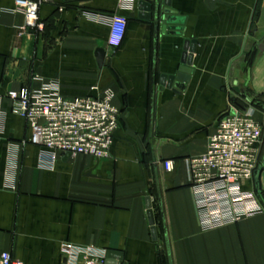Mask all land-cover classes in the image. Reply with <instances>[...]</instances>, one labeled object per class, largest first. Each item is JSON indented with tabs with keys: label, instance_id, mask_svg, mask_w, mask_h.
Instances as JSON below:
<instances>
[{
	"label": "crops",
	"instance_id": "crops-1",
	"mask_svg": "<svg viewBox=\"0 0 264 264\" xmlns=\"http://www.w3.org/2000/svg\"><path fill=\"white\" fill-rule=\"evenodd\" d=\"M139 1L46 0L31 27L12 0H0V252L23 264H65V247L117 252L121 264H264V212L202 231L183 163L204 153L237 96L264 92V0H170L171 15L163 0L157 11L145 0L149 19ZM113 14L127 20L116 49L107 45ZM168 16L181 21L179 35L163 30ZM185 42H194L190 80L167 89L159 78L177 74ZM35 77L66 97L113 90L120 120L109 158L52 159L28 144L4 96L36 87ZM165 160L174 161L170 173ZM258 160L264 194L262 145Z\"/></svg>",
	"mask_w": 264,
	"mask_h": 264
},
{
	"label": "built area",
	"instance_id": "built-area-1",
	"mask_svg": "<svg viewBox=\"0 0 264 264\" xmlns=\"http://www.w3.org/2000/svg\"><path fill=\"white\" fill-rule=\"evenodd\" d=\"M12 1L13 11L24 15L26 26H37L40 6L46 0ZM108 25L107 45L116 49L124 39L127 20L113 14ZM34 80L39 82L36 87L10 90L4 96L8 109L26 123L28 144L39 147L52 159L66 154L109 158L120 120L113 90L93 87V95L66 97L57 82H44L38 77ZM255 110L238 104L223 114L208 137L204 153L183 160L202 231L233 225L264 212L255 191L246 189L258 166L262 139ZM162 166L170 173L174 161L165 160ZM63 254L65 264H105L107 259L106 253L92 248L65 247ZM0 264L23 263L3 251Z\"/></svg>",
	"mask_w": 264,
	"mask_h": 264
},
{
	"label": "water",
	"instance_id": "water-1",
	"mask_svg": "<svg viewBox=\"0 0 264 264\" xmlns=\"http://www.w3.org/2000/svg\"><path fill=\"white\" fill-rule=\"evenodd\" d=\"M163 6L165 7L163 9V14L164 15H171V11L169 10L170 7V0H163ZM155 10H158V0H155ZM152 6L147 3L145 0H140L138 3V10L141 12L140 17L143 19H149V12L151 11ZM163 18V17H162ZM181 21L177 20L176 18H173L172 16H168L166 18V25H169L168 28H163L167 29L169 31H173L175 35H179L182 31L181 28ZM193 52H194V42L187 43L185 42L184 46V52L181 56V64L178 68L177 74L174 76H166L162 75L159 78L160 85L163 87H166L167 89H173L176 91H182L185 88V85L189 82L190 76L192 74V69L190 66L192 65V58H193ZM105 57V52L102 50H98L96 52V61L98 66L100 67L104 61ZM235 102V100H234ZM238 105L237 103H235ZM70 154H66L65 158L70 157ZM263 167L262 166H257L256 170L254 171L253 174V183H254V191L258 195L260 201L264 204V199L262 197V191L260 188V174L262 172ZM146 209H147V219L148 223L150 226V232L152 239H156V232H155V227H154V214L151 208V202L150 199H146ZM122 261V254L117 253V252H109L107 254V259L105 261V264H121Z\"/></svg>",
	"mask_w": 264,
	"mask_h": 264
},
{
	"label": "rangeland",
	"instance_id": "rangeland-1",
	"mask_svg": "<svg viewBox=\"0 0 264 264\" xmlns=\"http://www.w3.org/2000/svg\"><path fill=\"white\" fill-rule=\"evenodd\" d=\"M262 26H264V21L263 22H261L260 23ZM263 28V30H264V27H262ZM249 95H250V97H254V98H259L262 102L264 101V92L263 93H260V94H257L256 95V93H253V94H250V93H248ZM238 98H237V100L240 102V105H243L244 106V104H246L245 103V101L241 98V96H240V98H239V96H237ZM236 100V101H237ZM247 106V105H246ZM248 106H251V104H249ZM258 114H262V121L261 122H258L259 124H260V126L262 127V139H261V143H260V146L262 145V147L264 146V112H262L261 110H255ZM254 119H255V121L257 122V118H256V116H254ZM259 161V160H258ZM258 164H259V162H258Z\"/></svg>",
	"mask_w": 264,
	"mask_h": 264
},
{
	"label": "trees",
	"instance_id": "trees-1",
	"mask_svg": "<svg viewBox=\"0 0 264 264\" xmlns=\"http://www.w3.org/2000/svg\"><path fill=\"white\" fill-rule=\"evenodd\" d=\"M243 100L245 101V103L251 104V106H253L256 110H261L262 112H264V101L262 102L259 98H254V97H250V95L248 94H244L242 95ZM237 103L240 105V102L236 101L234 102V104ZM256 193V192H255ZM257 195V194H256ZM258 197V195H257ZM262 197L264 199V194H262ZM259 198V197H258ZM260 200V199H259ZM262 202V201H261Z\"/></svg>",
	"mask_w": 264,
	"mask_h": 264
}]
</instances>
